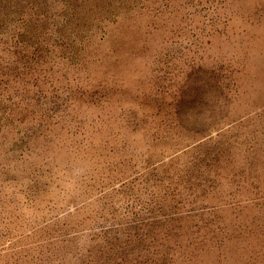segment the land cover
Returning <instances> with one entry per match:
<instances>
[{
    "label": "rangeland",
    "instance_id": "1",
    "mask_svg": "<svg viewBox=\"0 0 264 264\" xmlns=\"http://www.w3.org/2000/svg\"><path fill=\"white\" fill-rule=\"evenodd\" d=\"M0 264H264V0H0Z\"/></svg>",
    "mask_w": 264,
    "mask_h": 264
}]
</instances>
